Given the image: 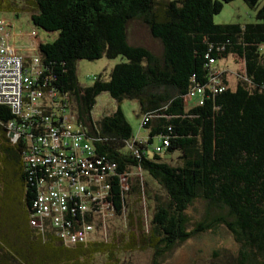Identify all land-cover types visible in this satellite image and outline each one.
Wrapping results in <instances>:
<instances>
[{"label":"trees","instance_id":"16d2710c","mask_svg":"<svg viewBox=\"0 0 264 264\" xmlns=\"http://www.w3.org/2000/svg\"><path fill=\"white\" fill-rule=\"evenodd\" d=\"M233 1L17 0L16 16L27 6L32 25L54 36L38 43L43 69L38 88L74 104L95 155L115 166L106 199L115 215L124 213L129 195L145 194L154 204L142 241L144 250L152 251V264L221 226L238 246L235 264H264V0H242L256 10V23L215 24L214 16ZM133 21L161 43L160 56L130 44ZM118 58L122 61L108 78L99 75L91 85L80 84V61ZM229 59L238 67L234 88L227 74L216 70ZM213 79L221 92L213 91ZM194 89L201 93L189 99ZM103 94L118 103H138V137L146 134L144 142L136 140L120 108L95 117ZM14 119L0 106V205L12 190L17 207L9 212L0 207V264H98L92 259L96 254H106L100 264H121L116 253L136 250L133 243L67 247L49 228L39 233L31 224L36 177L27 172L25 142L12 145L6 135L5 124ZM162 139L168 146L156 153ZM173 154L179 155L177 166L163 160ZM134 169L151 177L161 193L145 190L138 179L133 182ZM122 177L128 178L127 188ZM198 202L205 211L194 219L189 210ZM73 221L77 229L83 222L95 225L91 213H76Z\"/></svg>","mask_w":264,"mask_h":264},{"label":"built area","instance_id":"2783aa9c","mask_svg":"<svg viewBox=\"0 0 264 264\" xmlns=\"http://www.w3.org/2000/svg\"><path fill=\"white\" fill-rule=\"evenodd\" d=\"M8 30L0 22V106L7 107L15 117L5 124L6 135L12 145L25 142L27 172L31 178L36 177L31 224L39 233L49 228L67 247L91 242L97 218L115 216L106 201L111 189L108 178L115 174V166L95 155L85 127L78 123L74 104L38 88L43 73L40 58L37 55L28 62L16 54L9 46ZM31 36L37 38L36 31ZM213 81V91L221 92ZM200 93L194 89L188 97L194 99ZM136 140L144 142L138 136ZM167 146L168 141L162 139L154 150L162 153ZM134 156L139 158L137 150ZM76 213H91L95 225L83 222L74 228Z\"/></svg>","mask_w":264,"mask_h":264},{"label":"rangeland","instance_id":"374dc122","mask_svg":"<svg viewBox=\"0 0 264 264\" xmlns=\"http://www.w3.org/2000/svg\"><path fill=\"white\" fill-rule=\"evenodd\" d=\"M19 7L20 5L17 3V0H0V22H4L9 29L8 31L11 35L9 46L14 52L25 58H33L38 55V43L50 42L54 36L48 37L43 30L37 29L32 25L30 21L31 11L28 10L27 6H25V11L19 12V16H16V11L19 10ZM255 17L256 10L250 9L242 0H236L223 5L222 11L214 16V23L220 25H244L256 23ZM32 31H36L37 38L33 39V36H31ZM128 38L130 44L134 46L145 47L157 56L162 54L161 43L151 37L148 29L140 21L130 23ZM121 61L122 59L120 58L116 60L102 59L93 62L80 61L77 69L78 80L81 85L88 86L99 75L108 78L113 67ZM237 69L238 67L230 59L220 62L216 67L218 72L227 74V80L233 88L237 83ZM119 108L132 127L134 135L138 136L139 131H141V114L136 101L124 100L118 103L111 99L109 95L103 94L98 99L94 115L96 118L111 115ZM141 133L139 137L145 141L147 136L143 132ZM163 160L172 166L179 165L178 154L166 156ZM129 178H132L133 182L138 179L139 184L145 190L150 189L158 195L161 193V189L156 182L140 170H132ZM127 180L128 178L123 179L122 185L124 188L128 187ZM13 195L14 191L12 192V190L11 194H6L3 203L0 205L2 210L4 207L9 212L16 207L13 202ZM126 205L125 211L121 216L112 215L106 216V218H97L96 228L91 234V240L96 242L103 241L105 243L113 242L119 248L133 243L136 246V250L119 251L116 253V258L121 264H152V251L150 249L144 250V243L142 241L144 234L150 228L154 204L143 194L140 197L138 195H129ZM204 211L205 206L200 202L196 203L189 210L194 219H201ZM237 251L238 246L231 234L225 226H221L217 233L198 235L176 246L159 261V264H235L234 255ZM92 259L95 263H103L106 260V254H96Z\"/></svg>","mask_w":264,"mask_h":264},{"label":"crops","instance_id":"0c3cea01","mask_svg":"<svg viewBox=\"0 0 264 264\" xmlns=\"http://www.w3.org/2000/svg\"><path fill=\"white\" fill-rule=\"evenodd\" d=\"M3 186L1 185V180H0V191H2Z\"/></svg>","mask_w":264,"mask_h":264}]
</instances>
